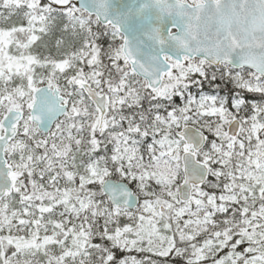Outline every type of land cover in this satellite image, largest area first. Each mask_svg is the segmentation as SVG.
Returning a JSON list of instances; mask_svg holds the SVG:
<instances>
[{"label": "snow or ice", "instance_id": "6c2138e0", "mask_svg": "<svg viewBox=\"0 0 264 264\" xmlns=\"http://www.w3.org/2000/svg\"><path fill=\"white\" fill-rule=\"evenodd\" d=\"M0 264H264V0H0Z\"/></svg>", "mask_w": 264, "mask_h": 264}, {"label": "trees", "instance_id": "16d2710c", "mask_svg": "<svg viewBox=\"0 0 264 264\" xmlns=\"http://www.w3.org/2000/svg\"><path fill=\"white\" fill-rule=\"evenodd\" d=\"M222 91H225L226 92V90H228V87H224V86H222ZM205 91H207V92H209L210 94H213L214 93V89L212 88V87H206V89H205ZM250 96H252V95H255L256 97H257V99H259V96H258V94H249Z\"/></svg>", "mask_w": 264, "mask_h": 264}, {"label": "rangeland", "instance_id": "374dc122", "mask_svg": "<svg viewBox=\"0 0 264 264\" xmlns=\"http://www.w3.org/2000/svg\"><path fill=\"white\" fill-rule=\"evenodd\" d=\"M227 93H228V90H226V92L225 91H221L219 94L220 95H227ZM213 94H215V93H213ZM133 255H137L136 253H132Z\"/></svg>", "mask_w": 264, "mask_h": 264}]
</instances>
